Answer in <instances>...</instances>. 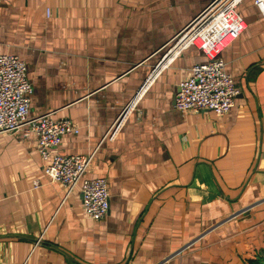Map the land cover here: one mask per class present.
I'll return each mask as SVG.
<instances>
[{
  "label": "crops",
  "instance_id": "obj_1",
  "mask_svg": "<svg viewBox=\"0 0 264 264\" xmlns=\"http://www.w3.org/2000/svg\"><path fill=\"white\" fill-rule=\"evenodd\" d=\"M213 0H0V54L25 60L30 113L80 130L56 150L96 151L110 209L86 215L80 187L51 182L34 135L0 133V264H249L264 260V16L237 12L222 52L231 110L181 113L180 82L207 60L184 50L108 132L166 44ZM35 182H38L36 184ZM264 264V263H263Z\"/></svg>",
  "mask_w": 264,
  "mask_h": 264
},
{
  "label": "built area",
  "instance_id": "obj_2",
  "mask_svg": "<svg viewBox=\"0 0 264 264\" xmlns=\"http://www.w3.org/2000/svg\"><path fill=\"white\" fill-rule=\"evenodd\" d=\"M243 0H213L184 29L166 44L165 52L144 83L123 108L109 133L118 130L135 101L140 99L164 68L184 50L196 46L207 57L194 64L191 74L183 79L175 96V107L181 113L210 110L219 116L235 105L239 93L236 81L226 69L223 50L244 31L246 25L237 12ZM264 16V0H255ZM34 87L27 76V64L14 53L0 54V133L34 135L51 182L68 189L80 187L82 206L86 215L101 219L110 209L109 183L105 177H86L96 151L82 155H63L56 150L67 135H76L80 128L72 120H56L52 113L31 115L30 105ZM38 184V182H35Z\"/></svg>",
  "mask_w": 264,
  "mask_h": 264
},
{
  "label": "trees",
  "instance_id": "obj_3",
  "mask_svg": "<svg viewBox=\"0 0 264 264\" xmlns=\"http://www.w3.org/2000/svg\"><path fill=\"white\" fill-rule=\"evenodd\" d=\"M264 263V260L261 261V259H253L249 262V264H263Z\"/></svg>",
  "mask_w": 264,
  "mask_h": 264
}]
</instances>
